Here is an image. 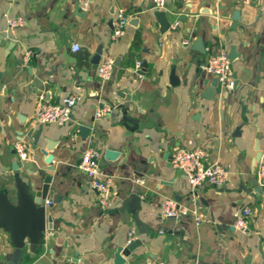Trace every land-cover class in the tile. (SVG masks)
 Listing matches in <instances>:
<instances>
[{
  "label": "crops",
  "instance_id": "obj_1",
  "mask_svg": "<svg viewBox=\"0 0 264 264\" xmlns=\"http://www.w3.org/2000/svg\"><path fill=\"white\" fill-rule=\"evenodd\" d=\"M89 1L82 11L77 0H0V193L17 206L20 191L33 198L51 175L50 191L60 197L46 199L44 244L29 258L26 240L20 264H114L131 230L140 244L124 264H264V189L252 182L256 148L264 149V0H166L162 10L153 0ZM119 11L129 21L112 42ZM155 11L176 28L161 33ZM15 18L24 25L9 27ZM220 47L235 53L229 94L201 70ZM106 59L115 66L111 80L101 82L96 70ZM71 94L77 100L67 124L35 122L40 96L59 104ZM102 104L113 112L98 119ZM47 141L55 145L48 151L53 171L40 154ZM89 147L99 151L98 162L107 150L118 153L100 167L112 185L108 210L76 167ZM181 148H204L205 164L227 169L226 185L192 193L171 165ZM131 195L140 203L134 214L122 207ZM165 199L196 211L200 223L191 215L162 218ZM246 208L252 219L242 234L234 225ZM13 249L0 227V264L10 262Z\"/></svg>",
  "mask_w": 264,
  "mask_h": 264
},
{
  "label": "built area",
  "instance_id": "obj_2",
  "mask_svg": "<svg viewBox=\"0 0 264 264\" xmlns=\"http://www.w3.org/2000/svg\"><path fill=\"white\" fill-rule=\"evenodd\" d=\"M78 7L82 11H86L90 1L77 0ZM166 0H153V9L162 10L165 7ZM129 19L123 11H119L115 20L112 23L111 39L112 42H118L124 34L125 28L128 25ZM9 27H21L24 21L20 18L8 20ZM177 24L170 26V29H175ZM184 45H188L187 42ZM79 51V47L74 45L72 52ZM115 62L111 59H106L100 62L97 67L96 75L101 82H107L112 78V71ZM141 68V62L136 63L135 70ZM202 72L215 79L216 87L223 94H229L233 91L236 85V75L231 68V60L229 53L224 48H219L216 54H210L206 61L201 65ZM76 96L69 95L65 97L61 103L52 104L44 96H40L35 108V122L40 125L53 124L59 127L64 126L71 120L72 108L76 103ZM95 117L101 119L113 112V107L102 104L95 110ZM20 159L24 160L27 157L24 145L18 142L15 145ZM260 158L257 162L255 177L258 181V186L264 189V149L260 152ZM100 153L97 148L89 147L83 153L80 162L76 166L78 171L85 175L89 181V186L96 194L97 204L99 208L108 210L112 208V185L108 179L103 178L101 168L98 165ZM206 150L204 148H196L188 150L185 148L177 149L171 156V165L175 170H178L185 178L190 191L192 193L202 186L210 188H222L226 185L228 179V171L222 165L213 162V164H205ZM160 207V215L164 219H176L179 216L191 215L196 224L200 223V218L196 211L189 210L181 206L178 202L172 199L162 201ZM51 202L45 201L46 207L50 206ZM251 210L246 208L242 211L240 217L236 221L234 227L242 234H247L251 221ZM136 238V232L131 230L128 234V243H132ZM155 264V263H154ZM156 264H164L163 262Z\"/></svg>",
  "mask_w": 264,
  "mask_h": 264
},
{
  "label": "water",
  "instance_id": "obj_3",
  "mask_svg": "<svg viewBox=\"0 0 264 264\" xmlns=\"http://www.w3.org/2000/svg\"><path fill=\"white\" fill-rule=\"evenodd\" d=\"M159 24H160V32L164 33L169 30L170 22L167 20L166 15L163 11H155L153 14ZM10 32V31H9ZM9 34V33H8ZM201 52H204V46L201 45L200 49ZM230 60H233L235 57L234 49H230ZM99 62V57L97 56L94 63L97 64ZM36 88L40 87V83L38 80H35L34 83ZM134 124L137 125V121H134ZM82 133H88L89 130L86 127L81 129ZM37 135L32 142L31 149L37 150V145L39 139L41 137L40 129L37 131ZM55 145L51 143V141H47V145L45 149L40 150V154L45 157V164L49 171H53L54 168L51 164L53 160L52 155H48V151H53ZM257 154L255 157V162H258L260 158V150L256 148ZM118 157V153L107 150L105 151L104 157L98 162L99 167L104 166V161L109 160L113 161L115 158ZM51 175H47L44 177L42 181V188L35 193L34 197L32 195H28L27 191H20L17 196V206L10 205L4 197V194L0 193V227L7 230L11 236V241L14 243V249L9 259L8 264H20L23 251L26 247L25 241L29 242L27 247L29 258H31L37 249L43 246L44 242V234L46 232V224H45V213H46V205L45 201L48 196L53 198V202L57 203L60 199L59 196L54 195L52 191H50L49 184L51 182ZM253 185L257 187V181L254 179ZM122 207H129L130 213L134 214L140 206L138 199L131 195L127 197L122 202ZM137 225L139 227L142 224L138 221L137 217H134ZM171 221H176L174 218L170 219ZM51 218L48 216L46 223H48L47 228L51 229ZM140 244L139 241H135L130 243L126 248L123 250H118L114 254V264H124L125 259L123 257H127L131 251L135 248L136 245Z\"/></svg>",
  "mask_w": 264,
  "mask_h": 264
}]
</instances>
